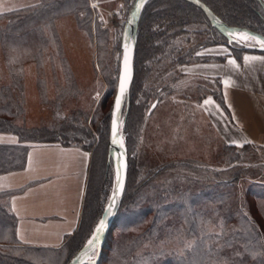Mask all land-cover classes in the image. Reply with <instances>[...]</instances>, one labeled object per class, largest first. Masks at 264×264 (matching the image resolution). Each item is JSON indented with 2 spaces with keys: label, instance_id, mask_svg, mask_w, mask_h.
Returning <instances> with one entry per match:
<instances>
[{
  "label": "trees",
  "instance_id": "1",
  "mask_svg": "<svg viewBox=\"0 0 264 264\" xmlns=\"http://www.w3.org/2000/svg\"><path fill=\"white\" fill-rule=\"evenodd\" d=\"M93 1L39 0L0 12L1 56L9 73V81L2 82L0 68V132L19 137L16 143L0 142V174L25 168L32 143L78 144L92 151L80 224L59 248L20 244L17 218L4 198L23 188L0 192V264H67L87 242L112 192L114 165L108 161V148L113 102L109 100L114 101L118 85L121 36L111 46L109 29L92 26ZM122 1L127 16L134 0ZM203 1L228 24L264 34V8L258 0ZM70 15L94 39L97 65L107 84L92 113L81 105V92L58 30L57 20ZM219 44L228 45L227 36L194 3H146L124 124L128 181L98 264H264V181L258 177L264 173V161L254 162L251 157L261 148L225 145L211 159L216 165L187 155L150 163L139 160L154 100L159 105L174 98L180 68L216 58L197 53ZM230 48L236 55L255 51L236 43ZM29 63L37 68L40 104L52 115L41 125L27 121ZM211 92L222 100L220 91ZM202 98L199 95L198 103ZM83 133L91 137V143L79 137Z\"/></svg>",
  "mask_w": 264,
  "mask_h": 264
},
{
  "label": "crops",
  "instance_id": "2",
  "mask_svg": "<svg viewBox=\"0 0 264 264\" xmlns=\"http://www.w3.org/2000/svg\"><path fill=\"white\" fill-rule=\"evenodd\" d=\"M202 54L216 58L184 65L181 71L204 79L199 106L211 135L224 146L250 144L264 154V60H244L245 56L264 57V52L236 55L229 45L219 44L205 48ZM211 89L220 91L221 101ZM209 97L212 103L205 104ZM18 141L16 134L0 132V142ZM91 160L92 151L78 144L36 142L30 146L25 168L0 174V192L23 188L4 198L17 218L20 244L59 248L74 233L82 216Z\"/></svg>",
  "mask_w": 264,
  "mask_h": 264
},
{
  "label": "rangeland",
  "instance_id": "3",
  "mask_svg": "<svg viewBox=\"0 0 264 264\" xmlns=\"http://www.w3.org/2000/svg\"><path fill=\"white\" fill-rule=\"evenodd\" d=\"M37 1L0 0V12ZM93 4L96 7L94 8L95 14L92 26L94 28L107 27L112 46L118 37L122 35V23L126 19L125 4L122 0H94ZM115 13H118L117 18H115ZM57 25L65 55L81 92V105L91 110L92 113L107 89V84L104 82V77L101 76L97 65L94 39L88 32L78 26L76 17L72 15L60 17L57 20ZM245 41L255 43L251 39ZM203 50L200 51L201 54ZM0 68L2 82L9 81V73L1 56V49ZM36 76V65L29 63L26 67L27 121L29 125H41L52 116L51 110L40 104ZM203 80L192 74L182 72L181 80H179L181 87H177L176 91L178 92L175 97L162 101L153 109L154 112L152 111L153 114L147 120V126L139 146V160L141 162L162 161V157L171 155H187L201 158L207 164L216 165V162L211 159L216 158L220 152H223L224 145L211 135L209 123L198 103L199 94L203 92L199 88ZM184 98L187 100L186 102L183 101ZM112 102L113 98L109 100V104ZM122 136L127 141L124 126ZM79 137L84 142L91 143V137L84 133L80 134ZM97 143L98 140L96 139L94 144ZM154 152L155 156H153ZM254 152H256V156H251L254 157V162L264 161V154L260 149ZM259 171L260 169L255 170L256 173ZM258 177L261 181H264V173ZM115 178L116 169L114 167L112 190Z\"/></svg>",
  "mask_w": 264,
  "mask_h": 264
},
{
  "label": "water",
  "instance_id": "4",
  "mask_svg": "<svg viewBox=\"0 0 264 264\" xmlns=\"http://www.w3.org/2000/svg\"><path fill=\"white\" fill-rule=\"evenodd\" d=\"M149 0H145L143 7L137 11L135 5L138 3V0H134L127 16L124 22L123 30H122V35H121V50H122V58H121V64H120V72H119V78H118V85H117V90L116 94L114 97L112 109H111V120H110V135H109V148H108V161L112 162L115 169H117V166L119 163H123L126 165V167L121 168V177L124 181V189L122 192H118L116 196V205L112 209V214L108 215L106 209L108 208V205L111 201V198L113 196V191L117 188V180L115 178L114 181V187L113 190L108 198V201L104 207V210L101 214L100 219H105L106 220V227L101 234L99 244L97 246L96 254H95V264H98V261L101 257L102 250L104 247V243L106 241L108 233L113 229V222L119 212V209L121 207L124 193L126 190L127 186V181H128V173H129V154H128V148L126 145V141L122 136L123 132V126L126 121L128 112H129V103H130V93H131V87L132 83L134 80L135 76V57H136V48H137V40H138V31H139V24H140V18H141V13L146 5V3ZM195 5L199 6L203 11L206 13L208 16L211 24L216 27L220 32H222L224 35L227 36L228 38V45L232 46L235 43L240 45L241 47L245 49H252L255 51L259 52H264V48H261L259 44L247 42L243 39H240L239 37H236L234 35L229 36L228 33L229 31H234V32H247L250 35H256L260 38H264V34L257 32L255 30H252L247 27H242V26H235V25H230L226 21H224L217 13L213 11V9L207 5L203 0H188ZM263 8H264V0H258ZM125 44L129 46L131 49V63H132V79L128 84L127 90L122 97V103H121V109L119 112H116L115 110V100L117 96H119V85H120V78L123 75L124 72V54H125ZM153 104H158V99H155ZM152 105L150 106L148 110V114H150L154 108H152ZM115 113V119L117 121V140H123L124 147L122 148L119 143H113V137H112V120H113V114ZM99 219V220H100ZM90 238V237H89ZM86 244V243H85ZM84 251L83 246L76 252V254L70 259V261L67 264H81L80 257ZM88 258L83 257V264L87 263Z\"/></svg>",
  "mask_w": 264,
  "mask_h": 264
},
{
  "label": "snow or ice",
  "instance_id": "5",
  "mask_svg": "<svg viewBox=\"0 0 264 264\" xmlns=\"http://www.w3.org/2000/svg\"><path fill=\"white\" fill-rule=\"evenodd\" d=\"M145 0H138V3L135 5L136 10L139 11L143 5H144ZM93 8L96 7L95 4L92 5ZM229 36L232 35H236L239 36L241 39L243 40H253L255 41L257 44L260 45L261 48H264V38H260L256 35H250L249 33L245 32V33H240V32H234V31H229L228 33ZM221 51L226 52L227 49H221ZM198 55H200L201 53H197ZM250 59H259V60H264V57H244L245 62L247 63L248 60ZM124 72L123 75L120 78V85H119V96H117L116 100H115V110L116 112H119L121 109V103H122V97L124 96L128 84L132 79V63H131V49L129 48V46L127 44H125V54H124ZM230 64L235 65V60H230L229 61ZM225 87L227 88L228 86V81L225 80L224 81ZM227 98V92H225V99ZM205 104H209L212 103L211 101V97H209L208 100L204 101ZM156 104L152 105V108H155ZM113 120H112V127H111V131H112V137L113 143H119L120 146L123 148L124 144H123V140H117L116 136H117V121L115 119V113L113 114ZM84 155H87L86 153ZM29 163H31V159H29ZM126 167V165H124L123 163H119L116 169V180H117V188L113 191V196L111 198V201L108 205V208L106 209L108 215L112 214V209L114 208V206L116 205V196L118 192H122L124 189V181L121 177V168ZM106 227V220L105 219H100L99 222L95 225L94 230L91 232L90 238L87 239L86 244L83 245L84 251L80 257L81 260V264H83V257H87V264H95V254H96V250H97V246L99 244L100 241V237L101 234L103 233L104 229Z\"/></svg>",
  "mask_w": 264,
  "mask_h": 264
},
{
  "label": "built area",
  "instance_id": "6",
  "mask_svg": "<svg viewBox=\"0 0 264 264\" xmlns=\"http://www.w3.org/2000/svg\"><path fill=\"white\" fill-rule=\"evenodd\" d=\"M117 16H118V13L117 14L115 13V18H117Z\"/></svg>",
  "mask_w": 264,
  "mask_h": 264
},
{
  "label": "bare ground",
  "instance_id": "7",
  "mask_svg": "<svg viewBox=\"0 0 264 264\" xmlns=\"http://www.w3.org/2000/svg\"><path fill=\"white\" fill-rule=\"evenodd\" d=\"M242 33H245V32H242ZM235 36V35H234Z\"/></svg>",
  "mask_w": 264,
  "mask_h": 264
}]
</instances>
